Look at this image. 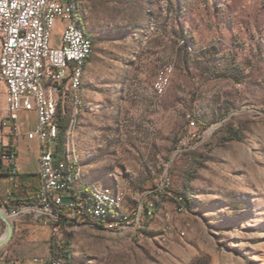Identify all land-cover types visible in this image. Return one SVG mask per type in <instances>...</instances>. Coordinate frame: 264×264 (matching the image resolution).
<instances>
[{"label": "rangeland", "instance_id": "rangeland-1", "mask_svg": "<svg viewBox=\"0 0 264 264\" xmlns=\"http://www.w3.org/2000/svg\"><path fill=\"white\" fill-rule=\"evenodd\" d=\"M81 7L94 45L63 145L78 158L77 187L123 191L130 220L113 229L62 219L54 233L52 221L24 224L6 207L10 186L0 199V255L46 226L54 246L69 241L72 264H264V0ZM7 109L0 82V149ZM26 113L35 128L38 113ZM24 148L33 163L36 151ZM187 190L191 207L180 210L178 192Z\"/></svg>", "mask_w": 264, "mask_h": 264}, {"label": "built area", "instance_id": "built-area-1", "mask_svg": "<svg viewBox=\"0 0 264 264\" xmlns=\"http://www.w3.org/2000/svg\"><path fill=\"white\" fill-rule=\"evenodd\" d=\"M51 16L49 19V37L47 53L50 62L51 77L52 129L50 144L52 155L50 166L52 179L49 183H41L42 172L39 167L40 186L30 197V205L39 209V219L48 224L52 221L53 232L58 231L57 223L62 219L73 222H87V217L81 213V204L85 201L77 190L63 185L61 175V160L59 158L58 127L61 117L70 113L69 100L73 94V77L68 80H58V72L68 65H75L77 49H83L84 37L77 36L71 25L69 0L51 1ZM36 0H0V40H6V47H0V82L4 83L8 93V109L4 126L9 135H19L21 132V112L26 107L37 113L41 100L37 94V79L34 76V49L36 25ZM169 83V82H168ZM167 83V84H168ZM189 125L195 126L191 120ZM38 124L27 132V137L38 141ZM7 161L14 172H18V150L14 145L7 144L0 156ZM43 193L52 195V202H43ZM179 209L185 208L182 201ZM48 203L56 204V212H49ZM104 205L102 202H98ZM19 214L18 211H13ZM135 214H133V217ZM133 217L131 222L133 221ZM99 225V224H98ZM104 228H121L113 224L100 225ZM36 261H58L56 255L37 258Z\"/></svg>", "mask_w": 264, "mask_h": 264}, {"label": "bare ground", "instance_id": "bare-ground-1", "mask_svg": "<svg viewBox=\"0 0 264 264\" xmlns=\"http://www.w3.org/2000/svg\"><path fill=\"white\" fill-rule=\"evenodd\" d=\"M51 1L36 0V25H35V49H34V76L37 79V94L41 102L39 103V126L38 141L40 143V171L42 172L41 183H49L52 179L50 166V156L52 148L50 144V132L52 129V106L51 99V77L49 74L50 62L47 53L49 37V19L51 16ZM69 14L71 25L75 29L77 36L84 37L87 42H83V49H77L75 65H68L66 69L58 72V80H68L73 77V94L69 100V107L74 109V114L78 113L79 107L84 103L83 79L86 73V64L93 52L94 38L90 30L87 29L81 0H69ZM0 47H6V40H0ZM169 71H161L156 88L163 92L169 81ZM60 140V127H58V141ZM61 160V175L63 185H68L70 189L77 190L79 195L85 199L81 204V213L84 217H92L96 222L113 224L116 227H125L130 220V213L124 209L125 193L123 191L114 192L109 187L91 186L81 189L77 183L82 179V170L78 164V158L69 152V147L64 144L59 151ZM43 202H52L50 193H43ZM98 202H102L101 205ZM49 212H56V204L48 203ZM97 225V224H95ZM6 238L2 239V241ZM58 261H51V264H72L67 253L58 249L54 254Z\"/></svg>", "mask_w": 264, "mask_h": 264}, {"label": "crops", "instance_id": "crops-1", "mask_svg": "<svg viewBox=\"0 0 264 264\" xmlns=\"http://www.w3.org/2000/svg\"><path fill=\"white\" fill-rule=\"evenodd\" d=\"M27 110L25 107L21 112L22 127L20 134L9 135L3 143L5 145H14L18 150L17 175L12 174V169L9 167L7 161L2 160L0 166V199L7 195L10 186L15 188L11 201L9 202L5 199L4 203L8 208L14 204L17 209L16 211L20 213L21 218H24L21 220L24 224L29 223L26 219L27 217L37 218L40 221L39 209L30 205V197L40 186V143L27 137V132L33 129L27 127L26 124V119L29 116L26 113ZM24 144H27L31 151H36L37 153L34 162L31 164H27L24 156H22V153L24 154L26 152ZM9 209L11 210V208ZM53 245L54 243L48 235V229L46 226H42L36 234L29 237H20L19 242L3 251L0 255V264H48L47 262L36 261L35 259L51 255Z\"/></svg>", "mask_w": 264, "mask_h": 264}, {"label": "trees", "instance_id": "trees-1", "mask_svg": "<svg viewBox=\"0 0 264 264\" xmlns=\"http://www.w3.org/2000/svg\"><path fill=\"white\" fill-rule=\"evenodd\" d=\"M89 60H91V58L89 59ZM60 143H59V151H61L62 150V148H63V143H64V140H65V138H63L64 136V132H65V135H66V132H67V130H68V122H67V120H66V118L65 117H61V119H60ZM241 138V135H240V132L239 131H237V132H233V134H231V137L229 138V139H240ZM6 147H2L1 149H0V156L2 155V153H3V150L5 149ZM1 164H2V158L0 157V166H1ZM12 169V168H11ZM12 174L13 175H17V172H14L13 171V169H12ZM84 189V188H83ZM178 198L179 199H181V201H182V204H183V206L185 207V208H190L191 207V198H190V196H189V193H188V190L187 191H183V192H178ZM89 219L91 220V221H94L93 219H92V217H89ZM95 222V221H94ZM95 224H99L98 226H100V225H102V224H100V222H98V221H96L95 222ZM63 245V247H59L60 245H57V246H54L53 245V248H52V252H56L57 250H58V248H60V249H62V250H64L67 254H68V257L69 258H71V251H70V246H69V241L64 245V244H62ZM72 259V258H71Z\"/></svg>", "mask_w": 264, "mask_h": 264}, {"label": "water", "instance_id": "water-1", "mask_svg": "<svg viewBox=\"0 0 264 264\" xmlns=\"http://www.w3.org/2000/svg\"><path fill=\"white\" fill-rule=\"evenodd\" d=\"M0 217H2L3 219H6V215H5V212L3 211L2 207H1V204H0ZM12 231H13L12 225L9 224V236L11 235ZM6 240H7V238H6ZM6 240H4V241L1 240V241H0V246H1Z\"/></svg>", "mask_w": 264, "mask_h": 264}]
</instances>
